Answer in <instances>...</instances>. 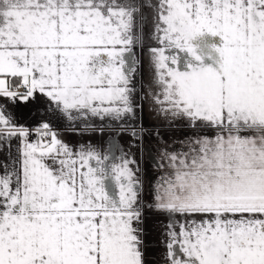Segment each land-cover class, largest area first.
Returning <instances> with one entry per match:
<instances>
[{
	"label": "snow or ice",
	"instance_id": "obj_1",
	"mask_svg": "<svg viewBox=\"0 0 264 264\" xmlns=\"http://www.w3.org/2000/svg\"><path fill=\"white\" fill-rule=\"evenodd\" d=\"M146 39L151 110L191 133L151 201L129 153L60 130L136 119ZM0 153V264H148L145 208L164 264H264V0H0Z\"/></svg>",
	"mask_w": 264,
	"mask_h": 264
},
{
	"label": "crops",
	"instance_id": "obj_2",
	"mask_svg": "<svg viewBox=\"0 0 264 264\" xmlns=\"http://www.w3.org/2000/svg\"><path fill=\"white\" fill-rule=\"evenodd\" d=\"M154 2V0H153ZM149 15V25L146 32L151 28V11L145 9ZM153 42L150 40L145 41L143 51L139 48L136 49L137 57L143 62L142 77L137 76V114L136 119L127 121V128H122L116 122H109L107 120L101 121L93 118L90 121L91 127L85 125L81 121H77L75 125L69 127L61 125L60 130L63 140L74 149H79L80 146L93 145L98 147L101 151L107 152L109 148L114 153L119 155L117 147L122 148L125 152L129 153L140 166V177L142 180V201H151V190L156 185L160 178V173L156 169L154 162L159 161V152L167 146L168 150L179 149L180 145L176 143L178 139H182L185 135L191 133L183 127L169 128L167 124H162L157 119L155 113L151 110L148 98L145 96L147 85L149 83L150 72L148 70V54L147 49ZM197 43L205 53H209L213 45L216 47L221 46L222 41L219 37H212L205 34L202 38L198 39ZM215 56V54H213ZM206 64H211L212 61L205 59ZM21 120V123H24ZM27 123L31 124L34 121L28 120ZM143 125L145 129H157L161 133V137L144 135L142 140L133 139L131 136L132 126ZM75 128V131H73ZM95 129V130H93ZM102 129V131H101ZM208 136H212L213 132L207 130ZM15 143L13 146V153H15ZM4 157L0 153V159ZM168 223L166 216L156 214L147 208L144 209V230L147 233L145 237L146 244V259L148 264H164L165 258V240L163 237L164 225Z\"/></svg>",
	"mask_w": 264,
	"mask_h": 264
}]
</instances>
